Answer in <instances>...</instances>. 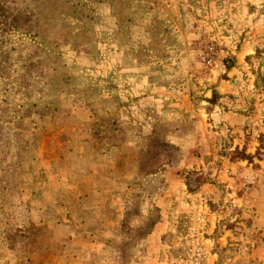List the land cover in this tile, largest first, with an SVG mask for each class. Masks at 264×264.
Returning <instances> with one entry per match:
<instances>
[{"label":"rangeland","instance_id":"rangeland-1","mask_svg":"<svg viewBox=\"0 0 264 264\" xmlns=\"http://www.w3.org/2000/svg\"><path fill=\"white\" fill-rule=\"evenodd\" d=\"M0 264H264V0H0Z\"/></svg>","mask_w":264,"mask_h":264},{"label":"built area","instance_id":"built-area-1","mask_svg":"<svg viewBox=\"0 0 264 264\" xmlns=\"http://www.w3.org/2000/svg\"><path fill=\"white\" fill-rule=\"evenodd\" d=\"M216 57V51L215 48L213 46H209L206 50H205V56H204V62L207 65H212L214 62V59Z\"/></svg>","mask_w":264,"mask_h":264}]
</instances>
